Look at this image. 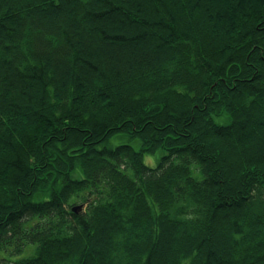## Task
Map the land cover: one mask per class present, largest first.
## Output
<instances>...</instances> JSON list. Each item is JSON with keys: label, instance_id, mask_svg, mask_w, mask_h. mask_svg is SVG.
Wrapping results in <instances>:
<instances>
[{"label": "trees", "instance_id": "1", "mask_svg": "<svg viewBox=\"0 0 264 264\" xmlns=\"http://www.w3.org/2000/svg\"><path fill=\"white\" fill-rule=\"evenodd\" d=\"M0 6V264H264V0Z\"/></svg>", "mask_w": 264, "mask_h": 264}, {"label": "rangeland", "instance_id": "2", "mask_svg": "<svg viewBox=\"0 0 264 264\" xmlns=\"http://www.w3.org/2000/svg\"><path fill=\"white\" fill-rule=\"evenodd\" d=\"M119 143H120V139L114 138L111 140L110 145L116 146ZM161 157H162V153L160 151L154 154L146 153L144 156V161L148 166L155 167L158 164ZM84 208L86 209V205H84ZM33 249H36V246H34ZM27 254L28 253L26 252L24 255Z\"/></svg>", "mask_w": 264, "mask_h": 264}, {"label": "water", "instance_id": "3", "mask_svg": "<svg viewBox=\"0 0 264 264\" xmlns=\"http://www.w3.org/2000/svg\"><path fill=\"white\" fill-rule=\"evenodd\" d=\"M83 207H84V205L75 206L73 208V212L79 213V212H81L83 210Z\"/></svg>", "mask_w": 264, "mask_h": 264}, {"label": "bare ground", "instance_id": "4", "mask_svg": "<svg viewBox=\"0 0 264 264\" xmlns=\"http://www.w3.org/2000/svg\"><path fill=\"white\" fill-rule=\"evenodd\" d=\"M3 11V9H2V7L0 6V12H2Z\"/></svg>", "mask_w": 264, "mask_h": 264}]
</instances>
